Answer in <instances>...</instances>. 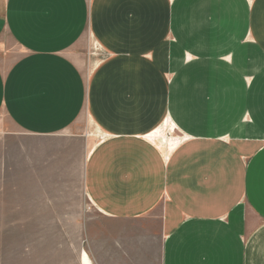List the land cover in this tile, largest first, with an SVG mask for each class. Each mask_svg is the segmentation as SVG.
I'll return each instance as SVG.
<instances>
[{
    "label": "crops",
    "instance_id": "0c3cea01",
    "mask_svg": "<svg viewBox=\"0 0 264 264\" xmlns=\"http://www.w3.org/2000/svg\"><path fill=\"white\" fill-rule=\"evenodd\" d=\"M0 132L77 149L94 264H264V0H0Z\"/></svg>",
    "mask_w": 264,
    "mask_h": 264
},
{
    "label": "rangeland",
    "instance_id": "374dc122",
    "mask_svg": "<svg viewBox=\"0 0 264 264\" xmlns=\"http://www.w3.org/2000/svg\"><path fill=\"white\" fill-rule=\"evenodd\" d=\"M158 130L172 145L182 139L172 125ZM39 145L0 132V264H82L83 253L94 264L83 224L101 226L105 219L85 201L77 149L73 146L59 164L54 147L51 158L41 159L39 148L24 157L25 147ZM146 247L144 264H159L158 244Z\"/></svg>",
    "mask_w": 264,
    "mask_h": 264
},
{
    "label": "bare ground",
    "instance_id": "6f19581e",
    "mask_svg": "<svg viewBox=\"0 0 264 264\" xmlns=\"http://www.w3.org/2000/svg\"><path fill=\"white\" fill-rule=\"evenodd\" d=\"M167 124V123H166ZM155 140L157 139L158 141H159V143L160 144H162V142H163V144H164V146L166 147V148H168V149H171L173 146H170L169 145V142H167L166 140H165V137L164 136H161L160 135V130H156L155 131ZM168 143V144H167ZM83 258H82V264H91L90 263V261H89V259H88V257L86 256V254L85 253H83V256H82Z\"/></svg>",
    "mask_w": 264,
    "mask_h": 264
}]
</instances>
